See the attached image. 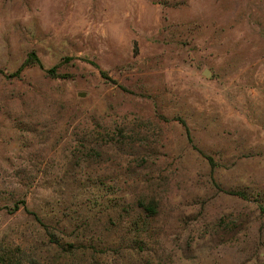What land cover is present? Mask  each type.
<instances>
[{"label": "rangeland", "instance_id": "1", "mask_svg": "<svg viewBox=\"0 0 264 264\" xmlns=\"http://www.w3.org/2000/svg\"><path fill=\"white\" fill-rule=\"evenodd\" d=\"M0 264H264V0H0Z\"/></svg>", "mask_w": 264, "mask_h": 264}, {"label": "water", "instance_id": "2", "mask_svg": "<svg viewBox=\"0 0 264 264\" xmlns=\"http://www.w3.org/2000/svg\"><path fill=\"white\" fill-rule=\"evenodd\" d=\"M204 75H205V76H209V74H208V73H204Z\"/></svg>", "mask_w": 264, "mask_h": 264}, {"label": "trees", "instance_id": "3", "mask_svg": "<svg viewBox=\"0 0 264 264\" xmlns=\"http://www.w3.org/2000/svg\"><path fill=\"white\" fill-rule=\"evenodd\" d=\"M16 208H18V206H16Z\"/></svg>", "mask_w": 264, "mask_h": 264}]
</instances>
